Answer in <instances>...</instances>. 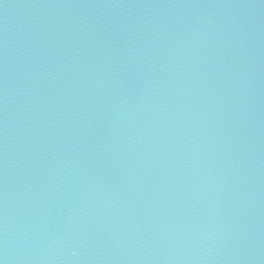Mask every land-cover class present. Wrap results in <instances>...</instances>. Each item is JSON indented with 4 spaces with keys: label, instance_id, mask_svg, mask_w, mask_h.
Here are the masks:
<instances>
[{
    "label": "water",
    "instance_id": "water-1",
    "mask_svg": "<svg viewBox=\"0 0 264 264\" xmlns=\"http://www.w3.org/2000/svg\"><path fill=\"white\" fill-rule=\"evenodd\" d=\"M0 264H264V0H0Z\"/></svg>",
    "mask_w": 264,
    "mask_h": 264
}]
</instances>
